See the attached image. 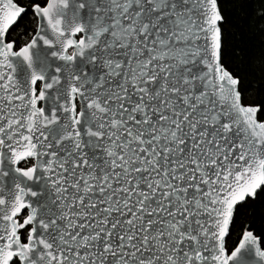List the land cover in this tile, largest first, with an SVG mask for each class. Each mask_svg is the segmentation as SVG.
Returning <instances> with one entry per match:
<instances>
[{
  "label": "snow or ice",
  "instance_id": "snow-or-ice-1",
  "mask_svg": "<svg viewBox=\"0 0 264 264\" xmlns=\"http://www.w3.org/2000/svg\"><path fill=\"white\" fill-rule=\"evenodd\" d=\"M0 264H264V0H0Z\"/></svg>",
  "mask_w": 264,
  "mask_h": 264
}]
</instances>
